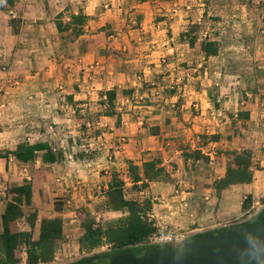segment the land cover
<instances>
[{"label": "crops", "instance_id": "1", "mask_svg": "<svg viewBox=\"0 0 264 264\" xmlns=\"http://www.w3.org/2000/svg\"><path fill=\"white\" fill-rule=\"evenodd\" d=\"M202 41L218 54L205 58ZM22 143L61 160L3 157ZM233 150L250 153L251 181L218 192ZM147 161L165 178L126 197L149 199L157 229L264 211V0H0V177L31 182L38 216L64 220L55 260L78 250L76 209L120 218L97 210L112 174L130 187L128 163Z\"/></svg>", "mask_w": 264, "mask_h": 264}, {"label": "trees", "instance_id": "2", "mask_svg": "<svg viewBox=\"0 0 264 264\" xmlns=\"http://www.w3.org/2000/svg\"><path fill=\"white\" fill-rule=\"evenodd\" d=\"M7 6L13 5V0H2ZM74 25L82 26L86 18L80 14L73 18ZM58 31L66 30L58 23ZM74 36L82 33L81 29H73ZM198 49L205 58L216 56L218 46L214 42L202 41L197 43ZM110 105L115 98L114 92L106 95ZM11 154L16 162L27 163L38 157L42 164H53L61 160V154L54 152L47 143H22ZM228 165L224 178L216 181V191H221L234 184L251 181V155L245 150H233L226 153ZM186 159H198L199 153L185 154ZM126 177L131 186L126 187L124 180L113 173L110 184L104 193V201L97 207L98 212L117 211L122 216L116 220L100 221L84 207L76 209V239L79 252L92 253L96 249L106 247L108 251L93 254L66 264H84L100 258L126 253L133 250H142L151 247L146 244L147 239L156 232L157 228L150 218L151 202L149 199L138 197L127 198V193L137 194L146 189L148 183L157 179H164V169L159 161H147L142 167L128 163ZM5 202L0 214V264H52L65 238L64 220L60 216L39 217L32 204V185L29 181L5 183ZM62 204L57 206L61 210ZM264 217V211L254 219ZM25 223L20 228L19 223ZM250 222V221H249ZM241 223L234 227L248 224ZM220 230V229H217ZM208 231L188 237L193 238L208 234ZM24 254L25 257H21Z\"/></svg>", "mask_w": 264, "mask_h": 264}, {"label": "water", "instance_id": "3", "mask_svg": "<svg viewBox=\"0 0 264 264\" xmlns=\"http://www.w3.org/2000/svg\"><path fill=\"white\" fill-rule=\"evenodd\" d=\"M252 221L178 245L133 250L84 264H264V217Z\"/></svg>", "mask_w": 264, "mask_h": 264}, {"label": "built area", "instance_id": "4", "mask_svg": "<svg viewBox=\"0 0 264 264\" xmlns=\"http://www.w3.org/2000/svg\"><path fill=\"white\" fill-rule=\"evenodd\" d=\"M3 181L0 179V193H5V188L3 187ZM4 191V192H3ZM233 221H227L221 225L222 229L231 228L236 225L237 223H232ZM241 224V223H240ZM189 236L187 235L186 231H179L175 232L173 230L168 229H157L148 239L146 244L149 246H166V245H178L183 243ZM57 260L54 261V263Z\"/></svg>", "mask_w": 264, "mask_h": 264}, {"label": "rangeland", "instance_id": "5", "mask_svg": "<svg viewBox=\"0 0 264 264\" xmlns=\"http://www.w3.org/2000/svg\"><path fill=\"white\" fill-rule=\"evenodd\" d=\"M1 178L2 177H0V179ZM2 181H3V179H2ZM3 187H5V183H4ZM254 217L255 216H251L250 218H247L246 216L239 217L236 220H234L232 223H237V224L245 223V222H247L249 220L254 219ZM19 225H20V228H24L25 227V223L23 221H21L19 223ZM221 225H223V223L218 224L216 227L219 228V227H221ZM208 229H209V227H189L188 229H185L184 231H186L187 235L190 237V236H193V235H196V234H201V233L208 232ZM68 250H69V253H70L69 256H66V257H63V258L60 257L53 264H66V263L74 262V261L79 260V259L84 258V257L91 256L93 254L104 253V252L108 251V249L106 247H102V248L96 249L92 253L88 254V253L79 252L76 249L75 246L74 247L70 246V248ZM21 257H25V255L21 254Z\"/></svg>", "mask_w": 264, "mask_h": 264}, {"label": "flooded vegetation", "instance_id": "6", "mask_svg": "<svg viewBox=\"0 0 264 264\" xmlns=\"http://www.w3.org/2000/svg\"><path fill=\"white\" fill-rule=\"evenodd\" d=\"M257 219H258V218H257ZM255 220H256V219H253V221H252V222H255ZM256 222H257V221H256Z\"/></svg>", "mask_w": 264, "mask_h": 264}]
</instances>
